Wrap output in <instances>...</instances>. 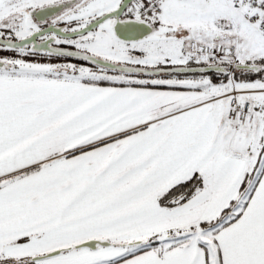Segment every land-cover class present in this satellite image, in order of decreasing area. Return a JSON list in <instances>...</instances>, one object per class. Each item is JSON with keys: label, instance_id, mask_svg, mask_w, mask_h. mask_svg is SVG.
<instances>
[{"label": "snow or ice", "instance_id": "snow-or-ice-1", "mask_svg": "<svg viewBox=\"0 0 264 264\" xmlns=\"http://www.w3.org/2000/svg\"><path fill=\"white\" fill-rule=\"evenodd\" d=\"M0 264H264V0H0Z\"/></svg>", "mask_w": 264, "mask_h": 264}]
</instances>
